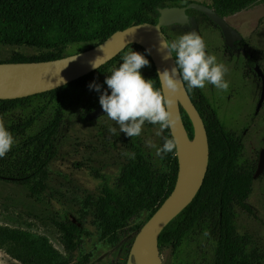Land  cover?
Wrapping results in <instances>:
<instances>
[{
    "label": "trees",
    "instance_id": "obj_1",
    "mask_svg": "<svg viewBox=\"0 0 264 264\" xmlns=\"http://www.w3.org/2000/svg\"><path fill=\"white\" fill-rule=\"evenodd\" d=\"M209 1L219 16L229 18L264 0ZM189 3L193 2L0 0V45L27 46L38 51L34 55L13 52L0 63L47 62L77 54L133 25L157 24L160 9ZM73 46L74 51H69ZM131 50L150 61L142 75L146 80H154L159 88L151 57L141 46L133 44L105 66L64 87L23 99L0 100V118L16 139L12 150L0 158V183L23 187L33 198L47 192L49 168L63 146L67 109L79 108L80 118L85 122L86 115L100 106L98 92L90 90L89 85L95 82L103 88L106 78L119 68L124 55ZM260 53L264 58V50ZM261 65L264 71V60ZM187 91L208 133L209 169L193 202L161 233L160 251L172 249V264H264L262 253L252 247L249 236L239 232L237 224L239 212L254 215L248 200L258 164L244 159L241 136L226 128L205 91L199 88ZM182 117L192 139L193 126L183 109ZM165 138H172L170 130H163L160 148ZM126 145L135 158L128 157L114 185L104 186L86 204L102 240L116 247L131 238L126 258L120 264H127L136 235L173 192L179 172L177 155L169 153L163 159L160 157L162 166H159L152 161L141 140L134 138ZM144 213L148 214L145 222L134 226L133 222ZM60 231L67 253L73 254L86 234L84 222L66 219ZM0 250L21 264H72L47 237L21 230L0 227Z\"/></svg>",
    "mask_w": 264,
    "mask_h": 264
},
{
    "label": "rangeland",
    "instance_id": "obj_2",
    "mask_svg": "<svg viewBox=\"0 0 264 264\" xmlns=\"http://www.w3.org/2000/svg\"><path fill=\"white\" fill-rule=\"evenodd\" d=\"M191 1L209 6L212 4L209 0ZM227 20L254 48L264 50V1ZM192 30L186 29L185 33ZM210 30L212 33L204 36L207 52L214 54L216 49H222L218 61L228 67L227 57L223 55V37L216 28ZM82 47L85 48L87 45ZM75 48L70 47L69 51H74ZM13 52H21L25 55L38 53L36 49L27 46L0 45V60H5ZM145 70L146 67L142 68L141 74ZM232 81L237 84L236 89L225 92L216 89L214 85L211 87V84H207L203 90L213 104L217 101L214 106L218 108L219 117L226 128L241 136L244 144V159L256 161L258 164L261 151L264 149V105L256 120L246 121L243 116L252 115L254 112L255 105L259 101L261 86L259 84L254 104L249 96L251 90L243 87L236 76ZM104 91H108L111 95V90L106 84L98 92L99 99ZM226 93L228 100L226 103H220L219 97H223ZM79 110L74 107L67 109L63 146L49 168L46 193L33 198L23 187L0 183V227L26 231L36 237H47L53 247L69 258L72 264H120L126 258L125 252L131 238L125 239L116 247L102 240L99 231L92 224L91 211L86 208V204L91 195L96 196L104 186H113L116 182L121 165L128 158L122 154L128 151L126 142L134 138L141 140L142 145L149 151L152 161L162 166L157 152L161 146L163 131L160 130L159 125L146 122L141 135L132 138L120 132L119 125L109 119L107 114L90 122H83ZM113 127L117 129L115 135L109 132V129ZM149 140L151 146L147 144ZM248 203L252 206L254 215L238 213L239 232L249 236L252 247L264 256V173L255 181ZM147 215L144 213L133 222V225H142ZM66 219L75 222L83 221L86 227V234L82 238L80 248L71 255L66 251L60 231V225ZM161 256L164 264L174 262L171 248L162 250ZM85 258H88V261L84 260ZM0 264L21 263L10 257L4 250H0Z\"/></svg>",
    "mask_w": 264,
    "mask_h": 264
},
{
    "label": "water",
    "instance_id": "obj_3",
    "mask_svg": "<svg viewBox=\"0 0 264 264\" xmlns=\"http://www.w3.org/2000/svg\"><path fill=\"white\" fill-rule=\"evenodd\" d=\"M189 7L205 14L222 30L227 46L232 47L235 41L243 39L229 24L227 18L219 16L209 5L193 2ZM159 12L157 24L133 25L115 32L101 44L77 54L47 62L0 63V100L23 99L64 87L105 66L133 44L141 46L148 53L157 73L165 68H171L174 66L175 58L167 61L163 59V53L159 51V39L162 38L161 34L165 37L163 28L176 23L185 24L188 22V17L185 9L180 8H164ZM74 57L77 59L70 61ZM97 58L100 67L93 69L91 62ZM257 71L263 83L258 104L260 110L264 104V72L260 68H257ZM166 94L170 95L167 90ZM171 98L174 101V111L180 117L179 127L174 133L180 142L177 155L179 163L177 182L170 196L136 235L127 264H164L159 248V237L164 229L193 202L208 173L210 145L204 120L186 86ZM182 109L192 123L194 130L192 139L183 121ZM106 114L100 105L86 115L85 121L90 122ZM196 138L200 139L201 144L199 153L195 157L191 154L189 145ZM263 173L264 149L261 151L254 179L257 180Z\"/></svg>",
    "mask_w": 264,
    "mask_h": 264
},
{
    "label": "clouds",
    "instance_id": "obj_4",
    "mask_svg": "<svg viewBox=\"0 0 264 264\" xmlns=\"http://www.w3.org/2000/svg\"><path fill=\"white\" fill-rule=\"evenodd\" d=\"M159 39V51L163 59L175 58L174 66L158 72L160 87L154 85V80H146L141 69L150 66V61L141 53L130 51L123 57V63L109 75L105 83L111 90L100 95V105L107 117L119 125V131L128 137L141 135L145 123L159 125L161 131L171 130L172 138H165L163 146L157 155L163 159L167 154H179V140L175 130L179 127L180 117L174 111L173 97L184 90L204 89L207 84L214 85L216 89L227 91L229 82L225 76L228 68L218 62L214 54L207 52L204 39L195 31L185 33L176 40L169 41L163 34ZM150 54V53H149ZM77 59L72 58L70 61ZM98 58L91 62L93 69L99 68ZM183 86V87H182ZM102 86L95 82L89 85L90 90L101 91ZM169 93L170 95L166 94ZM112 135L117 133L115 127L110 128ZM159 134V133H157ZM16 139L6 128L5 122L0 118V158H5L14 145ZM151 146V141H147ZM134 159L135 153L125 151L122 153ZM207 234V233H205Z\"/></svg>",
    "mask_w": 264,
    "mask_h": 264
},
{
    "label": "flooded vegetation",
    "instance_id": "obj_5",
    "mask_svg": "<svg viewBox=\"0 0 264 264\" xmlns=\"http://www.w3.org/2000/svg\"><path fill=\"white\" fill-rule=\"evenodd\" d=\"M196 3H199V2H196ZM191 4L192 3H189L184 6H180V7H173V8L185 9V14L188 17V22L185 24L176 23L169 27H165L166 30L164 34H165L166 39L169 41L176 40L179 36L185 34L186 29H190V30L193 29L192 31H195L197 34H199L204 39V36L206 34L212 33V30H210L211 28H216L217 30L220 31L223 37V40H224L223 55L227 57L226 65L229 67L228 69L229 72L225 78L226 81H228L230 85L228 90L237 88L236 87L237 84L232 81L233 77L236 76L241 82L243 87H248L251 90V95L249 96L252 102H254L255 104L257 92L259 90L258 87L260 84L261 86L260 87L261 88L260 97H259V101H260L262 89H263V83H262L261 78L258 75L257 68H260L263 71V67L261 63H263L264 58H263V55L260 53L261 50L254 48L251 45V43L245 39L243 34L236 28L235 29L240 33L243 39L235 41L232 47L227 46L222 30L212 20L210 19L207 20L204 17L205 14L196 10L195 8H190L189 6ZM220 54H222V49H216L214 51V55L217 57V60L220 59L219 58ZM225 97L227 98V93L223 97L222 96L219 97V100H221L220 103L221 102L226 103L228 98L226 99ZM259 101L258 103H256L255 110L252 113V115L243 116L246 121H249V120L254 121L259 116L260 110L262 108L261 107L260 110H258ZM215 103H217V101Z\"/></svg>",
    "mask_w": 264,
    "mask_h": 264
},
{
    "label": "bare ground",
    "instance_id": "obj_6",
    "mask_svg": "<svg viewBox=\"0 0 264 264\" xmlns=\"http://www.w3.org/2000/svg\"><path fill=\"white\" fill-rule=\"evenodd\" d=\"M201 141L199 138H196L193 142L189 145V150L193 156H197L199 153Z\"/></svg>",
    "mask_w": 264,
    "mask_h": 264
}]
</instances>
